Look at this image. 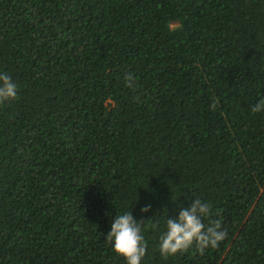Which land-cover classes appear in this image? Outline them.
Segmentation results:
<instances>
[{
  "label": "trees",
  "instance_id": "obj_1",
  "mask_svg": "<svg viewBox=\"0 0 264 264\" xmlns=\"http://www.w3.org/2000/svg\"><path fill=\"white\" fill-rule=\"evenodd\" d=\"M4 72L0 264H126L130 211L141 264H264V0H0ZM196 198L227 238L165 259Z\"/></svg>",
  "mask_w": 264,
  "mask_h": 264
},
{
  "label": "clouds",
  "instance_id": "obj_2",
  "mask_svg": "<svg viewBox=\"0 0 264 264\" xmlns=\"http://www.w3.org/2000/svg\"><path fill=\"white\" fill-rule=\"evenodd\" d=\"M124 79L125 86L135 90L134 76L129 73ZM17 97L18 85L8 73H0V105L14 101ZM210 108L215 111L216 104H211ZM251 111H264V99L259 100ZM150 210V204L141 208L142 213ZM212 216V205L196 198L192 199L190 207H182L177 217L167 218L166 231L159 238L161 256L167 259L187 253L190 249L204 255L206 250L218 248L228 233L223 228L222 220L211 219ZM205 220L208 221L207 224ZM142 223L143 221L134 219L131 211L116 215L111 223V230L105 240L112 244L113 251L122 256L126 264H141L147 253L148 243L143 234Z\"/></svg>",
  "mask_w": 264,
  "mask_h": 264
}]
</instances>
